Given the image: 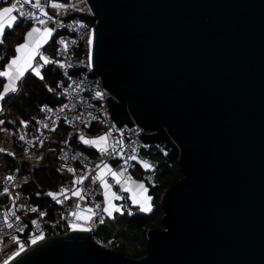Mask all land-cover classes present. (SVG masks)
<instances>
[{
    "label": "water",
    "instance_id": "obj_1",
    "mask_svg": "<svg viewBox=\"0 0 264 264\" xmlns=\"http://www.w3.org/2000/svg\"><path fill=\"white\" fill-rule=\"evenodd\" d=\"M85 1L70 18L93 24L112 120L142 128L183 178L140 260L72 231L8 264H264V0Z\"/></svg>",
    "mask_w": 264,
    "mask_h": 264
},
{
    "label": "built area",
    "instance_id": "obj_2",
    "mask_svg": "<svg viewBox=\"0 0 264 264\" xmlns=\"http://www.w3.org/2000/svg\"><path fill=\"white\" fill-rule=\"evenodd\" d=\"M14 2L15 0H0V9L10 6ZM34 2L35 0H32V3ZM40 2L52 17V20L47 21L46 26L49 28L53 26L55 29L53 33L57 47L55 57L52 59L53 63L49 64L55 66L61 74V78L55 86L61 104L52 106L44 103L34 131H28L23 139H15V147L22 151L23 156L18 167L5 177L0 190V256L9 254V258L30 248L40 240L37 239L35 243H32L33 238L40 235L43 238H50L79 231L91 234L92 240L96 242L94 236L97 228L103 226L109 218L113 219L116 214L133 215L130 196L123 188L124 183L133 181V173L142 169L144 171L143 180L151 190L155 188V178L160 172L158 162L149 154L150 146L144 145L138 138L143 133L142 128L136 124L130 129L126 125L118 128L110 116L107 100L112 98V95L105 89L102 79L93 71L91 45L88 42L91 39L93 24L82 19L70 18L73 15L89 14L86 1L40 0ZM53 3L64 4L66 7L52 8ZM24 10L35 12L37 16L47 19L41 15L39 9L32 8L31 4L25 5ZM14 13L18 16V13ZM19 20L25 25L44 27L34 20L24 18H19ZM61 40L65 43L61 44ZM85 40L88 43V51L86 55H81L80 48ZM37 63L44 65L40 69V73L46 72L50 66L36 61L33 67ZM19 90L20 87L15 95ZM97 92L100 93L99 96H97ZM42 109L44 110L42 111ZM5 115L6 112L1 105L0 121L3 123H0V134L13 136L6 127ZM60 124H64L68 128L66 139L59 146L48 145L49 137L57 131ZM95 126L100 127L99 131L96 134H91V130ZM108 133L111 135L108 136ZM81 136L86 140H96L97 143L95 145L85 144L81 140ZM101 136H105L106 139L99 141L98 138ZM78 146L94 151V155L84 153L77 148ZM113 146L115 151H113ZM102 149L107 150L102 152ZM3 152L12 159L16 158L15 153L10 149H4ZM53 152L56 153L57 169L67 178V182L57 190L49 191L57 194L55 200L47 195L49 192L46 193V196L51 200L50 207H40L18 191L21 167L27 160L41 161L46 154ZM159 152L166 158L165 151L160 150ZM133 155L136 156L135 160L128 159ZM62 157H66V159H62ZM114 160L120 161L117 168L110 165ZM145 162L153 167L145 168L143 166ZM69 168L73 171L70 172ZM105 168L108 171L103 173ZM117 170L121 177L119 183L111 174L112 172L117 173ZM101 175L104 182L118 189L115 196L120 198L115 199V202L118 203V206H123V214L115 212L112 217H109L103 212V208L107 206L106 188L100 179L93 182L94 177ZM8 176H12L13 180L7 181ZM78 178H83L82 183H74ZM4 188H8V193H4ZM61 189L66 191L61 194ZM77 190L80 191V196L73 195V192ZM32 208H36L37 211L32 212ZM50 208L56 209L54 219L50 218ZM129 211H131V215H129ZM5 213H8V223L13 224L11 229L5 224ZM40 213H44V215L41 216ZM17 216L20 218L19 220H16ZM84 217H91V219L86 221L83 219ZM101 217H103V223H100ZM34 220L39 225L38 229L37 224L32 223ZM19 228L23 230L19 231ZM13 237L16 239L14 240ZM21 244L24 246L23 251H20ZM102 247L108 249L106 246Z\"/></svg>",
    "mask_w": 264,
    "mask_h": 264
},
{
    "label": "trees",
    "instance_id": "obj_3",
    "mask_svg": "<svg viewBox=\"0 0 264 264\" xmlns=\"http://www.w3.org/2000/svg\"><path fill=\"white\" fill-rule=\"evenodd\" d=\"M30 27V25L21 23L14 30L8 31L4 35V43L0 44V70L5 69L16 55L15 48L24 42ZM56 47L57 41L54 39L50 44V50L54 52V55ZM87 51L88 43L85 40L81 45L80 53L86 55ZM42 76L43 79L40 80L30 74L27 75L19 85V92L2 102V108L6 112V127L13 136L0 134V145L4 143V145H8L9 149H15L17 155L19 149L15 147V139L24 138L28 131H34L36 121L41 116L42 105L44 103L52 106L61 104L59 93L55 89L57 81L61 78L59 71L55 66H50ZM4 85L5 81L0 78V91H3ZM99 128L95 126L91 130V134H96ZM67 132L68 128L64 124H60L57 131L49 137L47 144L59 146L66 139ZM77 148L88 155H94V151L88 148L83 146ZM149 154L157 160L160 166V172L155 178L156 186L150 190L154 200L153 211L149 214L115 216L112 220H107L103 231L98 227L94 236L97 244L106 246L112 251L120 252L133 260H140L147 255L148 247L143 238V233L152 225L162 227L163 211L160 207V199L168 188L176 185L183 178V173L177 163L167 160L160 152L157 155H152V152ZM47 155L41 161L30 160L23 163L20 179L24 182L18 186V191L23 196L29 197L35 205L48 208L51 200L46 196V193L57 190L64 185L67 178L57 171V168H54L57 163L56 155L46 158ZM19 160V155L12 159L3 151L1 152L0 190L5 177L17 168ZM141 178L143 179V174L140 172L138 179ZM49 212L50 218L54 219L56 209L50 208Z\"/></svg>",
    "mask_w": 264,
    "mask_h": 264
},
{
    "label": "snow or ice",
    "instance_id": "obj_4",
    "mask_svg": "<svg viewBox=\"0 0 264 264\" xmlns=\"http://www.w3.org/2000/svg\"><path fill=\"white\" fill-rule=\"evenodd\" d=\"M27 4H31V7L34 9H39V12L41 13V15L43 17H46L47 19H43L40 16H37L35 12H31V11H25V5ZM52 8H56V9H61V8H65L66 5L64 4H59V3H53L51 5ZM13 12L18 13L17 15H11L10 16V20L12 22H16L18 20V18H24V19H28V20H34L36 21L39 25L44 26L42 29L40 27H36L33 26L31 28V30L29 32H27L26 34V39L25 42L18 45L15 48V52L18 54L16 55L11 61L10 63L7 65L8 71H2L0 72V76H6L8 77V83L4 85L3 87V91H0V101L4 100L5 95L8 93H14L18 90V84L17 82L19 80H21V78L24 77L25 73L28 70H31L36 76L40 77L41 79H43V77L41 76L40 73V69L44 66L43 64H39L37 63L35 67H33V61L36 58V55L39 54L40 55V59L44 61V64H49V63H53L52 60H50L49 58L45 57L42 53H39V48L41 47V45L43 43H46L48 38L51 37L52 33L55 31V29L53 28H49L46 26L47 21L48 20H52V17L49 16L48 12L45 11L44 7H42L40 0H35L34 3H32V0H15L14 3H11L10 6H6L3 7L2 9H0V44L4 43V34H5V24L3 23V19L6 15L12 14ZM14 26V23H8L7 24V28H12ZM80 27H83V25H80ZM37 34H39V38L38 39H33ZM89 44H92V40L89 39ZM61 44H64L65 42L63 40L60 41ZM63 66V65H61ZM71 66V65H69ZM100 93L97 92V96H99ZM44 109H42L43 111ZM48 111H51V109H48ZM0 123H3V121H0ZM23 123V122H22ZM47 126V125H45ZM108 136L111 135V133L107 134ZM21 139H23V137H20ZM106 139L105 136H101L98 138L99 141H104ZM81 140L85 143V144H92L95 145L97 143L96 140H86L83 136H81ZM122 143V142H121ZM107 149H102L101 151H106ZM0 151H3V149H0ZM113 151H115V147L113 146ZM62 159H66V157H62ZM128 159L130 160H135L136 156H130ZM127 160L125 161V163L127 164ZM143 166L145 168H151L153 167L152 165L148 164L147 162H145L143 164ZM99 167V166H97ZM105 167H107V165H105ZM70 172L73 171L71 168L68 169ZM109 172H111V169H109ZM113 177L117 176V173L112 172L111 173ZM122 175V173H121ZM96 179H100L103 183L106 189L110 188L111 186L108 185L106 182L103 181V176H99V177H94L93 178V182H95ZM7 181H12L13 177L12 176H8L6 178ZM83 178H78L74 183H82ZM117 183H119V181H117ZM139 187L141 189H143V185H139ZM8 188H4V193H8ZM66 190L61 189V194H63ZM144 191L146 192L147 190L144 189ZM39 195V193H38ZM48 196H51L54 200L57 198V194L54 193H47ZM74 196H80V191H74L73 192ZM105 196H108V193L105 192ZM113 198L114 199H119L120 197H116L115 194H113ZM151 201V197L149 196H145L143 198L142 201H138L135 198H133V203L134 204H138L139 205V209L141 212H151L152 211V205L150 203ZM97 207H99V205H97ZM123 206H116L114 204H112L110 201H108L107 206H105L103 208V212L106 213L109 217H112L114 212H119L121 214H123L122 212ZM32 212H36L37 209L36 208H32L31 209ZM131 211H129V215H131ZM14 215V213H13ZM41 216L44 215V213H40ZM20 218L17 216L16 220H19ZM77 219H79V217L77 216ZM88 219H91V217H88ZM103 217H101L100 219V223H103ZM33 224H37V221H32ZM5 224L7 225V227L9 229H11L13 227V224L8 223V213H5ZM78 227V226H77ZM39 228V225L37 224V229ZM19 231H22V228L18 229ZM84 231L90 230V229H81ZM13 239L15 240L16 238L13 237ZM37 239H43V236H37L34 237L32 240V243H35ZM24 250V246L21 244L20 245V251ZM17 255H19V253H17ZM5 264H7V261H5Z\"/></svg>",
    "mask_w": 264,
    "mask_h": 264
},
{
    "label": "crops",
    "instance_id": "obj_5",
    "mask_svg": "<svg viewBox=\"0 0 264 264\" xmlns=\"http://www.w3.org/2000/svg\"><path fill=\"white\" fill-rule=\"evenodd\" d=\"M11 15H16V14L13 12L12 14L6 15V16L4 17V19H3V23L5 24V34H6L8 31H12V30H14L16 27H18V26L21 24V22L19 21V18H18V20H17L16 22H12V21L10 20V16H11ZM8 23H14V26H13L12 28H7V24H8ZM32 27H33V26H31V27L29 28L28 32L31 30ZM41 29H42V28H41ZM5 34H4V35H5ZM26 34H27V33H26ZM38 38H39V34H37L33 39H38ZM25 39H26V35H25ZM25 39H24V42H25ZM53 40H54V33H52L51 37L48 38L47 42H46V43H43V44L41 45V47L39 48V53H42L45 57L49 58L50 60L54 59V57H55V55L53 54L54 52L50 50V44H51V42H53ZM24 42H23V43H24ZM16 55H18V54L16 53ZM16 55H15V56H16ZM15 56H14V57H15ZM14 57H13V58H14ZM13 58H12V59H13ZM12 59H11V60H12ZM11 60H10V61H11ZM36 61H39V62H41V63H44V61L40 59V55H39V54L36 55V58H35V60L33 61V65H34V63H35ZM9 63H10V62H9ZM48 65H50V64H48ZM50 66H51V65H50ZM50 66H48V67H50ZM2 71H8L7 66L5 67V69L0 70V72H2ZM29 74L41 80V78L38 77V76H36L31 70H28V71L25 73L24 77L21 78V80H19V81L17 82L18 87H19L20 83H21V82L27 77V75H29ZM42 75H43V73H41V76H42ZM42 77H43V76H42ZM0 78H2V79L5 81V84L8 83V77H6V76H0ZM16 92H17V91H16ZM16 92L6 94L4 100H6V99H8V98H11L12 96H14ZM4 100L0 101V107H1L2 102H3ZM2 148H3V147H0V149H2ZM4 149H5V148H4ZM4 149H3V151H4ZM113 168H114V167H113ZM107 171H108V169L105 168V169L103 170V173H106ZM116 172H117V176H115V178L120 182V181H121V177H120V175H119L118 170H117ZM139 185H143V189H141V188L139 187ZM123 188L125 189V191H126V192L128 193V195L130 196V199H131V205H132V207H133V210H134V209H138V210H139V213H141V214H145L144 212H141V211H140V209H139V205H138V204H134V203H133V198H135V199L138 200V201H142L143 198H144L145 196H149V197H150V190H149V188L147 187V185H146V183L144 182V180H143V179H142V180H138V179H136V178L134 177V179H133V181H132L131 183H128V182H127V183H124V184H123ZM144 189H146L147 191L145 192ZM117 191H118V189H117V188H113V187H110V188L106 189V192L108 193V196H107V197L105 196V200L107 201V203H108V201H110L112 204L118 206V203H116V202H115V199L113 198V194H115ZM114 213H115V212H114ZM114 213H113V214H114ZM83 219L86 220V221L89 220L88 217H84Z\"/></svg>",
    "mask_w": 264,
    "mask_h": 264
},
{
    "label": "rangeland",
    "instance_id": "obj_6",
    "mask_svg": "<svg viewBox=\"0 0 264 264\" xmlns=\"http://www.w3.org/2000/svg\"><path fill=\"white\" fill-rule=\"evenodd\" d=\"M10 144V143H9ZM54 146H56V145H54ZM0 147H3L2 149H4L5 148V150L6 149H9L8 148V145H4V143H2L1 145H0ZM11 150V149H10ZM12 151H13V153H15V149H12ZM18 151V155H19V159L21 160L22 159V156H23V153H22V151L20 152L19 150H17ZM159 150L158 149H150V151L149 152H152V155H157L159 152H158ZM1 152L2 151H0V154H1ZM15 155H17V154H15ZM17 155V156H18ZM47 155V154H46ZM55 155H56V153L55 152H53V153H50V154H48L47 156H46V158L47 157H49V156H51V157H55ZM16 156V157H17ZM152 157V156H151ZM153 158V157H152ZM154 159V158H153ZM19 160V161H20ZM31 160H36V159H31ZM154 160H156V159H154ZM19 161H18V164H17V167H18V165H19ZM27 161H30V160H27ZM157 161V160H156ZM57 171H59V170H57ZM60 172V171H59ZM142 173V174H144V171L142 170V169H139V171H137V172H135V173H133V176L136 178V179H138V177H139V173ZM61 173V172H60ZM62 174V173H61ZM63 175V174H62ZM64 176V175H63ZM65 177V176H64ZM142 179V178H141ZM141 179H138V180H141ZM23 180H19V182H18V186H21L22 184H23ZM67 181H65V183H66ZM64 183V184H65ZM150 197H151V201H150V203H151V205H152V211H153V208H154V204H153V202H154V200H153V198H152V196H151V194H150ZM151 211V212H152ZM151 212H148V213H145V214H149V213H151ZM137 214H139V210L138 209H134L133 210V215H137ZM116 216H120V214H116ZM109 220H112L111 218H109ZM100 228H101V230L103 231V228H104V225L103 226H100ZM7 258H9V254H3V255H1L0 256V264H2Z\"/></svg>",
    "mask_w": 264,
    "mask_h": 264
},
{
    "label": "bare ground",
    "instance_id": "obj_7",
    "mask_svg": "<svg viewBox=\"0 0 264 264\" xmlns=\"http://www.w3.org/2000/svg\"><path fill=\"white\" fill-rule=\"evenodd\" d=\"M15 257H16V255H14V256H12V257L6 259L5 261H7V264H8V263H9L11 260H13ZM5 261H4L2 264H5Z\"/></svg>",
    "mask_w": 264,
    "mask_h": 264
}]
</instances>
